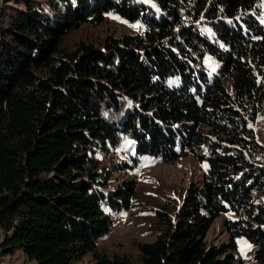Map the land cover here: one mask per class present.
<instances>
[{"label": "trees", "instance_id": "16d2710c", "mask_svg": "<svg viewBox=\"0 0 264 264\" xmlns=\"http://www.w3.org/2000/svg\"><path fill=\"white\" fill-rule=\"evenodd\" d=\"M260 1L4 0L0 256L132 264L97 245L136 192L133 179L107 190L103 161L123 148L134 162L192 154L206 163L179 205L154 209L155 239L136 243L140 264H264V147L247 126L264 116ZM108 13L143 32L63 46L70 31ZM226 212L235 214L224 220L228 239L207 243ZM239 237L252 245V261L236 258Z\"/></svg>", "mask_w": 264, "mask_h": 264}, {"label": "rangeland", "instance_id": "374dc122", "mask_svg": "<svg viewBox=\"0 0 264 264\" xmlns=\"http://www.w3.org/2000/svg\"><path fill=\"white\" fill-rule=\"evenodd\" d=\"M4 0H0V6ZM12 1V0H11ZM153 6L152 0H143ZM12 4V2H10ZM259 8L264 13V2L260 1ZM260 13V20L264 23V15ZM111 14V15H110ZM116 17V18H113ZM209 29V28H207ZM143 26L139 22L130 23L118 16L108 13L99 24L85 23L79 28L70 31L63 40L66 49H72L80 40L101 45L106 37L120 38L128 33H142ZM205 64L211 71H216L218 64L205 57ZM176 83V79L169 83ZM224 84L228 91L232 92L229 78H225ZM247 126L253 130L255 139L264 147V116L259 113L254 119L248 120ZM263 155H264V151ZM123 148L116 149L110 153L109 158L103 161L109 165L110 179L107 190H112L125 180L133 179L136 182V192L132 198V205L128 211L114 215L109 233L97 242L98 248L108 256H127L132 264H140L138 260L137 242H150L155 239L154 223L156 217L154 209L163 205L169 207L180 204L187 187L192 182L201 180L206 169V163L199 161L192 154H187L173 162L155 161L149 155H142L137 162L131 160ZM264 160V158H262ZM259 159V160H262ZM124 164V170H116L114 163ZM264 200V194L261 196ZM233 212L220 214L211 223L206 232L207 243H219L226 241L229 237L224 227V220L234 218ZM244 237L236 239L235 255L237 259L252 261L253 247ZM244 249V251H242ZM36 264L29 260L22 251H15L11 255L0 256V264ZM93 259L87 254L76 264H91Z\"/></svg>", "mask_w": 264, "mask_h": 264}, {"label": "snow or ice", "instance_id": "6c2138e0", "mask_svg": "<svg viewBox=\"0 0 264 264\" xmlns=\"http://www.w3.org/2000/svg\"><path fill=\"white\" fill-rule=\"evenodd\" d=\"M262 2H264V0H262ZM111 15V14H110ZM261 15H264V13H261ZM113 18H116V17H113ZM129 143H131V142H129ZM247 248H251V245H247ZM242 251H244V249H242Z\"/></svg>", "mask_w": 264, "mask_h": 264}, {"label": "crops", "instance_id": "0c3cea01", "mask_svg": "<svg viewBox=\"0 0 264 264\" xmlns=\"http://www.w3.org/2000/svg\"><path fill=\"white\" fill-rule=\"evenodd\" d=\"M33 263V262H32ZM34 264V263H33Z\"/></svg>", "mask_w": 264, "mask_h": 264}]
</instances>
